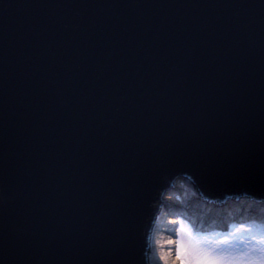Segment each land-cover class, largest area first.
<instances>
[{"label":"water","instance_id":"water-1","mask_svg":"<svg viewBox=\"0 0 264 264\" xmlns=\"http://www.w3.org/2000/svg\"><path fill=\"white\" fill-rule=\"evenodd\" d=\"M182 172L264 201V0H0L3 264H143Z\"/></svg>","mask_w":264,"mask_h":264},{"label":"clouds","instance_id":"clouds-1","mask_svg":"<svg viewBox=\"0 0 264 264\" xmlns=\"http://www.w3.org/2000/svg\"><path fill=\"white\" fill-rule=\"evenodd\" d=\"M177 175L186 177L192 185L199 183L191 173ZM241 191L248 194L245 189ZM169 192L167 186L154 194V211L142 231L151 260L144 254L143 264H264V206L241 210L234 220L204 227L183 211L186 201ZM164 201L172 206L161 210L159 205ZM4 203L5 198L0 196V205ZM157 217L161 223L154 224Z\"/></svg>","mask_w":264,"mask_h":264},{"label":"rangeland","instance_id":"rangeland-1","mask_svg":"<svg viewBox=\"0 0 264 264\" xmlns=\"http://www.w3.org/2000/svg\"><path fill=\"white\" fill-rule=\"evenodd\" d=\"M188 183L191 184L190 181H184L181 177H178L173 187H171L172 189L174 188V190H178V192L176 193L175 191L172 196L179 197L181 201H186L183 211H185L193 220H198L200 225L204 227H207L208 224L214 222H224L229 219L234 220L235 217L240 214L241 210L246 211L255 207L264 206V201L259 202V204H253L251 202L254 200L250 199L249 197H240L236 200H227L223 205L219 206L213 202L199 198L201 195L197 186L192 184L189 185ZM171 188H169V193L172 191ZM186 189L188 191H186ZM231 201H233V203ZM171 206V203L167 201V203H163L160 208L163 210L164 208ZM223 209L224 211H222ZM226 212L229 213L228 217L224 215ZM155 221V224L161 223L158 217L155 219ZM146 257L147 260H151V255L149 253L146 254Z\"/></svg>","mask_w":264,"mask_h":264},{"label":"bare ground","instance_id":"bare-ground-1","mask_svg":"<svg viewBox=\"0 0 264 264\" xmlns=\"http://www.w3.org/2000/svg\"><path fill=\"white\" fill-rule=\"evenodd\" d=\"M180 178V177H179ZM182 180H184V181H186V178H182ZM189 185H191L190 183H188ZM174 188L172 189V191H171V193H169V195H172V194H174L175 193V191H176V193L178 192V190H174ZM186 191H188L187 189H186ZM189 193V192H188ZM245 198V197H244ZM247 199V198H246ZM232 203H233V201H231ZM167 203V201H165V203L164 204H166ZM214 203V202H213ZM251 203H258L259 204V202L258 201H256V202H251ZM257 204V205H258ZM222 211H224V209L222 210ZM223 213V212H222ZM224 215L226 216V217H228L229 216V213L228 212H226V213H224ZM157 221V220H156ZM156 221L154 220V224L156 223Z\"/></svg>","mask_w":264,"mask_h":264}]
</instances>
